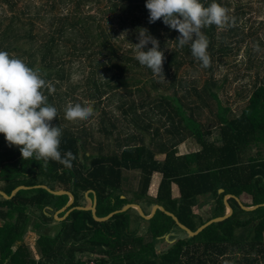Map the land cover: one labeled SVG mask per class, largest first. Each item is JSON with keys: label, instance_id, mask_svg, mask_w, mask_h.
<instances>
[{"label": "trees", "instance_id": "obj_1", "mask_svg": "<svg viewBox=\"0 0 264 264\" xmlns=\"http://www.w3.org/2000/svg\"><path fill=\"white\" fill-rule=\"evenodd\" d=\"M19 1L1 0L12 13L4 24L6 10L0 4V51L23 53L25 64L41 69L46 79L69 80L73 66L65 69L66 56L71 66L86 55L90 70L83 94L92 98L94 113L89 125L86 120L56 122L62 129V157L68 151L76 156L71 168L51 160L47 166L43 160H24L0 133V190L11 195L17 186H29L10 198L0 194V264H264V20L255 24L246 17L252 6L215 0L236 24L202 29L211 65L203 67L208 75L199 85L196 77L180 73L187 64L201 66L190 45L178 47V30L162 19L149 23L146 0H107L108 7L98 14L85 6L99 0H26L23 7ZM212 2L201 0L205 7ZM139 28L159 41L165 80L134 58ZM118 29L127 31L121 43ZM243 46L245 66L256 72L235 110L220 97L229 78L218 71ZM190 138L199 147L181 153L178 146ZM129 171L138 173L135 185ZM38 185L70 191L74 200L66 206L69 194ZM243 196L250 203L236 198ZM87 198L95 201L97 217L140 200L156 203L193 231L225 215L227 203L232 213L189 235L160 208L150 218L129 207L96 219L91 209L79 208ZM240 201L261 205L245 209ZM56 213L66 216L58 219ZM141 221L147 223L144 233L138 232ZM31 228L39 233V258L25 247ZM179 232L185 235L157 250L167 235Z\"/></svg>", "mask_w": 264, "mask_h": 264}, {"label": "clouds", "instance_id": "obj_2", "mask_svg": "<svg viewBox=\"0 0 264 264\" xmlns=\"http://www.w3.org/2000/svg\"><path fill=\"white\" fill-rule=\"evenodd\" d=\"M149 23L162 19L170 29L178 30V47L190 45L191 54L202 67H210L211 58L207 49L209 40L202 29L211 25L219 28L235 26L236 19L228 9L213 2L205 7L201 0H146ZM135 59L140 65L152 70L155 77L165 80L164 52L157 38L147 28H139ZM151 44L147 51L144 49ZM54 93V87L43 79L39 70L28 67L21 59L0 51V133L4 134L9 147L19 148L24 160L51 161L67 168L72 167L76 156L68 151L62 157L59 151L62 129L53 126L58 117L56 107L48 103L44 94ZM94 113L92 105L69 104L65 119L87 120Z\"/></svg>", "mask_w": 264, "mask_h": 264}, {"label": "rangeland", "instance_id": "obj_3", "mask_svg": "<svg viewBox=\"0 0 264 264\" xmlns=\"http://www.w3.org/2000/svg\"><path fill=\"white\" fill-rule=\"evenodd\" d=\"M24 1L26 0H21L19 1V7H23L24 6ZM37 3H40L42 0H36ZM100 1V0H99ZM96 1V2H90L88 5L85 6V11L92 13V14H96L100 9H106V7H108V1L107 0H101L100 2ZM244 4H247L248 6H252V9L248 11L246 17L249 18L251 16V19L253 21H255V24H257V22H259L260 20H264V0L262 1H258V0H241ZM0 4H2L1 6L6 10V15L5 18L3 19V23L6 24L8 22L9 16L12 13V11H10L7 7V5L5 3H1L0 0ZM98 14V13H97ZM102 14V13H101ZM105 17V16H104ZM104 24H107V22L103 21ZM119 33V38H117V42H122V37L126 35V30L123 32L121 31V29H118ZM22 43V42H20ZM126 43H129L128 41H126ZM10 53V56L13 58H19L21 59L24 63H26L25 57L23 55V53L17 51V50H12ZM245 51H244V46L242 47V49L240 50L239 54L236 56V59H234L235 57H229V60L224 62L222 64V66L220 67V71H218V73H228V82H227V87L226 89L222 92H220V97L222 98V100L224 102H229L232 104L233 108L235 110H237V104L239 102L242 103V94H244V90L247 88L249 89L251 86V83L254 80L255 77V70L252 69H248L245 66V61L247 60V58H244L245 55ZM264 57V53L261 54ZM69 56H66V70H68L69 68H72V75L71 78L68 79H60V78H45V75L43 73V71H41V69H37L39 70V73L41 75V77L43 79H45L46 82H48L49 84H51L55 91L54 93H52L53 98L52 100H49L48 103L54 107L57 108L58 110V117L54 118L52 121L53 126H57L56 122L57 120L60 121V124H65V123H76L77 120L75 121H69L67 119H65V109L67 108V106L69 104H76V103H80L82 106H86L89 104L93 103V100L90 96L88 95H84L83 94V89L85 90L87 85L85 84L86 81V77L88 75V71L90 70V65H89V61L86 58V55L81 56L82 58V62H80L79 60H75L74 62H72V65L69 66L68 63V59ZM244 60V61H243ZM243 61V62H242ZM38 67V65H36ZM75 67V68H74ZM193 68H195L196 70L194 71ZM192 71L194 73H192ZM252 72L251 74L249 72ZM255 71V72H254ZM180 73H182L183 75H187L188 79H191V77H196L199 85H201L205 79V77H207L208 73L205 71V68L201 67V66H191L190 64L185 65L181 70ZM260 75L262 77H264V66H261L260 68ZM76 85V90L72 91L71 87ZM46 89H44V94L47 96L46 94ZM103 106V105H102ZM106 107V106H105ZM115 111H118V108L113 104V106H111ZM97 112L99 113V110H97ZM97 115V113H96ZM205 117H203L204 119ZM93 117H90L89 119L86 120V124L89 125L90 122L92 121ZM97 120V119H96ZM94 122V121H93ZM97 122V121H95ZM198 144L193 140V139H187L184 142H182L179 146L178 149L181 153H188L190 151H194L198 148ZM256 152V148H253V152ZM160 158H162L164 155H158ZM129 177L130 179L132 178V180L134 181V185L136 183V181H138V173L135 171H129ZM157 177L155 176L153 179L155 180V182L153 183V185L156 188V179ZM1 185V182H0ZM155 188L153 189L155 191ZM134 192V191H133ZM133 192L131 193V198H134V194ZM137 197H140L139 194ZM243 203H250V198L247 196H243L240 199ZM84 202L86 203V205H91V201L90 199H86L84 200ZM137 210H139L137 207H134ZM145 208V207H144ZM227 211H229V208H227ZM201 212L204 214V211L201 210ZM57 215V214H55ZM61 218V217H60ZM145 218V217H144ZM1 222V221H0ZM139 223H133V227H135L136 225H138ZM147 229V223L144 221H141V224H139L138 226V232L139 233H144ZM185 234L182 232H179L177 234H175L173 237L167 235L165 240L160 241L157 245L156 248L157 250H163L166 249L168 246H170V244L175 240V238L179 237V236H184ZM39 237V233L38 232H34L32 231V228L27 231V233L24 236V240L26 242L25 247L26 248H30V250H32V253L34 254V256L36 258H39V253L36 247V240ZM86 258V257H84Z\"/></svg>", "mask_w": 264, "mask_h": 264}, {"label": "water", "instance_id": "obj_4", "mask_svg": "<svg viewBox=\"0 0 264 264\" xmlns=\"http://www.w3.org/2000/svg\"><path fill=\"white\" fill-rule=\"evenodd\" d=\"M38 186H42L43 188H46V189H48L50 192H53V193H55V194H61V193H67V194H69V196H70V200H69V202L66 204V206L70 205V204L73 202V200H74V195H73L70 191H66V190H52L51 188H49V187L46 186V185H38ZM28 187H29V186L19 185V186H17V187L12 191L11 195H8L7 193H5V192L2 191V190H0V194H2L3 196H5L6 198H10V197H11L12 195H14L19 189H21V188H28ZM229 196H232V195L229 194V195H227V196H225V197L228 198ZM236 198H237V200H240L238 197H236ZM90 201H91V200H90ZM240 202H241V201H240ZM240 204H241V206H242L243 208H245V209H252V208H255V207L261 205V204H256V205H254V206L248 207V206H245L242 202H241ZM262 204H264V203H262ZM66 206H64L63 208H61V209L59 210V212L62 211V210H64V209L66 208ZM227 206H228V208H229V211H227L225 215H223V216H218V217H215V218L210 219V220L207 221L206 223L202 224V225H201L197 230H195V231H193L192 229H190V228L187 227L186 225L182 224V223L178 220V218H177L173 213H171V212L165 210V208H164L163 206L159 205V204H156V205H155V208L153 209V211H152L151 214H149V215H146V214L144 213L143 209L141 208V206H140L139 204H135V203H129V204H126V205L123 206V208H121L120 210H115V211L111 212L110 214H108L107 216H104V217H97V216H96V206H95V201H91V205H90V206H89V205H86V206H79V208L91 209L92 212H93V215L95 216V218H96V219H99V220L107 219V218H109L110 216H112L114 213H116V212H118V211L126 210V209L129 208V207H137V208L139 209V210H138L139 213H140L143 217H145V218H150V217L154 214V212L156 211V209L160 208L161 210H164L167 214L172 215L173 218L176 220V222L179 224V226H180L181 228H183L184 230H186V231L188 232L189 235H194V234H197L198 232H200L204 227H206L207 225L211 224L212 222H215V221L221 220V219H223V218L229 216V215L232 213V208H231V206H230L228 203H227ZM68 212H69V211H68ZM68 212H67V213H68ZM56 214H57V213H56ZM55 216H56V218H58V219H62V218H64V217L66 216V214H65L63 217H61V218L58 217L57 215H55Z\"/></svg>", "mask_w": 264, "mask_h": 264}, {"label": "crops", "instance_id": "obj_5", "mask_svg": "<svg viewBox=\"0 0 264 264\" xmlns=\"http://www.w3.org/2000/svg\"><path fill=\"white\" fill-rule=\"evenodd\" d=\"M157 177V176H156ZM157 179V178H156ZM155 182V180H153V183ZM153 183H151V185H150V190L148 191V194H150L151 196H154L155 195V192L156 191H154L153 189L155 188V186L153 185ZM138 186V185H137ZM135 190H137V189H134V191ZM155 190H156V188H155ZM131 194V193H130ZM139 205L141 206V205H143L144 207H145V211L146 212H150V214H151V212L153 211V209L155 208V205H156V203H154V204H149L148 203V201H146V200H140L139 201Z\"/></svg>", "mask_w": 264, "mask_h": 264}, {"label": "built area", "instance_id": "obj_6", "mask_svg": "<svg viewBox=\"0 0 264 264\" xmlns=\"http://www.w3.org/2000/svg\"><path fill=\"white\" fill-rule=\"evenodd\" d=\"M88 264H94V261H93V260H90V261L88 262Z\"/></svg>", "mask_w": 264, "mask_h": 264}]
</instances>
